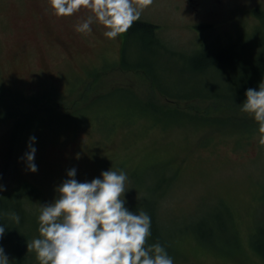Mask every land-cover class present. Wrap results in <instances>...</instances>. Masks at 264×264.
<instances>
[{
	"label": "rangeland",
	"instance_id": "obj_1",
	"mask_svg": "<svg viewBox=\"0 0 264 264\" xmlns=\"http://www.w3.org/2000/svg\"><path fill=\"white\" fill-rule=\"evenodd\" d=\"M256 8L264 12V0H154L139 21L155 25L167 54L133 41L128 58L139 65L116 68L119 36L106 38L98 22L91 33L75 31L86 10L57 17L49 0H0V49L7 58L24 52L6 64L7 74H21L18 100L0 98V200L30 189L32 213L18 223L29 241L39 238L40 205L54 202L69 170L91 182L112 169L128 177L125 207L151 217L147 243L161 244L174 264H264L259 125L225 98L200 93L230 96L248 70L234 51L230 65L200 73L179 58L243 42L256 60L264 49ZM57 40L85 54L71 60ZM261 73L257 91L264 63ZM33 136L35 173L24 158Z\"/></svg>",
	"mask_w": 264,
	"mask_h": 264
},
{
	"label": "clouds",
	"instance_id": "obj_2",
	"mask_svg": "<svg viewBox=\"0 0 264 264\" xmlns=\"http://www.w3.org/2000/svg\"><path fill=\"white\" fill-rule=\"evenodd\" d=\"M57 17H71L86 10L89 14L75 25L78 33H91V25L98 22L105 29L103 35L115 39L139 21L143 10L154 0H49ZM241 111L259 125V144L264 146V82L259 90L249 88ZM35 137L30 138L25 159L31 172L34 163ZM56 188L54 202L40 205L39 238L28 241V252H35L40 264H174L165 248L149 245L151 217L125 207L127 175L112 169L101 178L79 182L76 169ZM0 184V192L5 191ZM17 224V213L8 214ZM5 227L0 226V239ZM0 264H9L0 247Z\"/></svg>",
	"mask_w": 264,
	"mask_h": 264
},
{
	"label": "trees",
	"instance_id": "obj_3",
	"mask_svg": "<svg viewBox=\"0 0 264 264\" xmlns=\"http://www.w3.org/2000/svg\"><path fill=\"white\" fill-rule=\"evenodd\" d=\"M253 14L257 18L264 19V12L258 8H256L253 11ZM156 30L157 28L153 24L140 22V21L135 22L133 26L126 32V35H124L127 41L125 45L126 52L124 53L122 60H118L116 64V68L118 67L123 68L125 65H129L132 67H137V65H139V64L132 65V63L129 62L130 60L128 56H130L132 53L131 44L133 41H137L135 49L139 48L140 45L141 46L144 45V46H147L148 48L159 47L158 50L160 51L161 49L162 50L161 53L165 52L163 50L164 47L161 45L159 36H157L158 32ZM154 36H156L158 40H155L156 38H154ZM244 45L245 43L243 44L242 42L240 46H236L235 48L229 49V50H226L225 49L226 47L211 48V52H210V48H207L209 52L206 51L205 49H201L199 50L201 51L200 53L198 54L196 53L190 58L188 57L185 58L184 53L179 58H181L185 62H187L188 60V62H190L191 64V67L195 66L197 68V71L200 73L204 71L202 70V68L206 64L214 68L215 67L219 68V67L230 65V62L227 61L230 58V53L234 51L232 54H238L242 62V64H239V65H241L244 69L248 70L247 78L244 79L243 86L238 91L231 93L230 96H228L227 93H220V92L212 93V94L203 93V91L200 92L201 94H207L208 96H214V97L221 96V98H225L224 100L225 102L223 101V103L226 104L225 106L229 105L233 108L237 107L236 109H238L241 107V105L245 101L244 97H246L245 95L246 91L249 88L255 89L256 83L259 81L260 77L262 76L261 71H262V66L264 63V56H263L264 49L260 51L258 58L253 61L252 58L249 57L250 52L249 50H247L248 48H246ZM263 45H264V42H262L261 46ZM232 66L236 67L234 62L232 63ZM139 71H143V70L139 69ZM95 75L97 77L98 74L96 73ZM117 91L118 92L119 91L129 92L128 90H125V89H118ZM197 94L198 92L195 95ZM61 105L63 104H60V106ZM134 120L136 121V118ZM208 120H205V121L209 122ZM225 122H229V121H225ZM238 122L239 121H237V123ZM133 123L135 122L132 121L130 123V120H128L129 125ZM234 123L236 124V122ZM112 124L113 122L110 125ZM25 129L26 127L25 128L23 127V130ZM20 135L18 136L19 139L21 138ZM115 156H112V158H117L119 161L123 162V159L119 158L118 154L116 157ZM103 157L106 158V156L104 155ZM30 194H31L30 189L28 190L27 188V190L22 191V193L20 192V195H18L17 193H14L12 195H7L5 198L0 200V226L5 227V234L3 238L0 239V244L3 246L4 249L9 248L10 250H13V253L15 256L14 259L9 262V264H29L30 257L32 256L30 255L31 252H28V247H27V243L31 237L29 229L27 228V226H24L21 224L20 226H23V227L19 229L18 224L14 220L10 219L8 215L9 213L15 212L19 215L20 219L24 218L25 215L27 216L30 215L32 211L29 208V205L33 203L31 196H28ZM3 203L5 204L3 205ZM261 247H263L264 249V246H261ZM179 251H181L180 248L178 249V253ZM33 255H34V258H36L34 252H33Z\"/></svg>",
	"mask_w": 264,
	"mask_h": 264
},
{
	"label": "flooded vegetation",
	"instance_id": "obj_4",
	"mask_svg": "<svg viewBox=\"0 0 264 264\" xmlns=\"http://www.w3.org/2000/svg\"><path fill=\"white\" fill-rule=\"evenodd\" d=\"M124 35H126V33L120 35V45L121 48H119V51H121V56L119 57V60H122V57L124 55V53L126 52V38L124 37ZM59 39V38H57ZM58 43L62 44L64 43V41L62 40H57ZM66 49H63L70 57L71 60H73L75 57L78 56H82L85 53L81 50H75L73 48L70 47V45L68 43H64ZM24 54V52L22 51V49L20 50L19 55L17 56V53H12L11 55H8V58L5 57L4 51L0 49V98L2 97L4 100L6 99H13L14 101L18 100V96L17 94L14 92L15 90V82H16V78L21 76L20 73H15L13 75H9L6 72V64H15L16 61L19 60L20 58V54ZM6 58V59H3ZM7 82L9 83V85H7ZM6 84V86H5ZM15 85V86H13ZM6 88V90H5ZM8 89V90H7ZM3 100V101H4ZM2 162V161H1Z\"/></svg>",
	"mask_w": 264,
	"mask_h": 264
}]
</instances>
